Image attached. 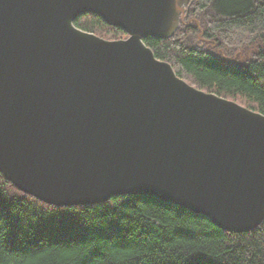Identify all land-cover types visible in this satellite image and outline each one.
Masks as SVG:
<instances>
[{"label": "water", "instance_id": "95a60500", "mask_svg": "<svg viewBox=\"0 0 264 264\" xmlns=\"http://www.w3.org/2000/svg\"><path fill=\"white\" fill-rule=\"evenodd\" d=\"M194 0H0V174L49 206L153 197L241 234L264 222V115L146 46ZM100 17L126 39L79 29Z\"/></svg>", "mask_w": 264, "mask_h": 264}, {"label": "trees", "instance_id": "16d2710c", "mask_svg": "<svg viewBox=\"0 0 264 264\" xmlns=\"http://www.w3.org/2000/svg\"><path fill=\"white\" fill-rule=\"evenodd\" d=\"M75 25L124 34L92 14ZM145 43L189 85L264 115V0H194L172 38ZM0 264H264V222L228 233L145 196L58 208L0 174Z\"/></svg>", "mask_w": 264, "mask_h": 264}, {"label": "rangeland", "instance_id": "374dc122", "mask_svg": "<svg viewBox=\"0 0 264 264\" xmlns=\"http://www.w3.org/2000/svg\"><path fill=\"white\" fill-rule=\"evenodd\" d=\"M97 36H99V35H97ZM99 37L106 39V40H120V39H126L127 35L124 33L123 35H120V36H118V35L115 36L113 34H110V36H107V38H105L104 36H99Z\"/></svg>", "mask_w": 264, "mask_h": 264}]
</instances>
